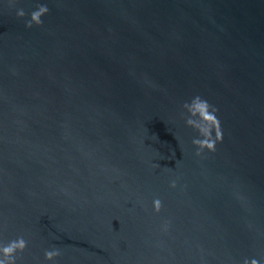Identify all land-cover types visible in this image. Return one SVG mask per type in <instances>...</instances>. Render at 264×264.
I'll return each instance as SVG.
<instances>
[{"label": "water", "instance_id": "1", "mask_svg": "<svg viewBox=\"0 0 264 264\" xmlns=\"http://www.w3.org/2000/svg\"><path fill=\"white\" fill-rule=\"evenodd\" d=\"M196 96L223 131L199 156ZM21 236L16 264H264V0H0V244Z\"/></svg>", "mask_w": 264, "mask_h": 264}, {"label": "clouds", "instance_id": "2", "mask_svg": "<svg viewBox=\"0 0 264 264\" xmlns=\"http://www.w3.org/2000/svg\"><path fill=\"white\" fill-rule=\"evenodd\" d=\"M14 2L15 0H13ZM49 11L47 5H38L37 10L33 11L30 19L26 21V27L42 26V17L48 14ZM26 15L27 13L23 9L17 10L19 18H24ZM183 107L190 114L186 117L187 125L197 130L200 137H202L193 140V144L198 148L196 155H202L205 149L215 152L217 143L223 141L221 122L216 115L219 109L200 96L194 97L191 103L186 102ZM172 187H176L175 182L172 183ZM153 204L155 211L160 212L162 208L161 200L155 199ZM27 243L21 236L7 244H0V264H16L17 252H23L27 248ZM58 256H60L59 249L54 248L45 251V259L48 261H54ZM244 264H248V261L245 260ZM251 264H258V261L253 259Z\"/></svg>", "mask_w": 264, "mask_h": 264}]
</instances>
